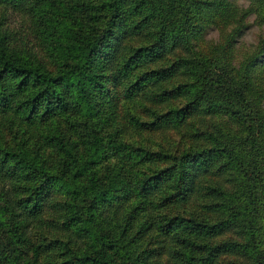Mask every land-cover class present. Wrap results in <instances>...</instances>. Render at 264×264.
<instances>
[{"label": "trees", "instance_id": "obj_1", "mask_svg": "<svg viewBox=\"0 0 264 264\" xmlns=\"http://www.w3.org/2000/svg\"><path fill=\"white\" fill-rule=\"evenodd\" d=\"M248 1L0 0V264H264V36L232 61L244 16L264 24ZM161 129L187 143L124 138Z\"/></svg>", "mask_w": 264, "mask_h": 264}, {"label": "rangeland", "instance_id": "obj_2", "mask_svg": "<svg viewBox=\"0 0 264 264\" xmlns=\"http://www.w3.org/2000/svg\"><path fill=\"white\" fill-rule=\"evenodd\" d=\"M231 3L237 10H246L248 9L250 2L248 0H226ZM7 22L9 25L13 26V23L19 19V24L14 28L20 29L23 32L28 33L27 39L31 42H34L32 35L28 30V21L25 20V16H22L17 13L10 12L9 9L6 10ZM245 27L240 31L236 36L235 41L232 45V61L234 64L240 63L246 55H250L254 46L256 45L259 37L264 36V24H259L254 19V14L248 12L243 18ZM203 43L202 47L207 48L213 44H216L220 41V33L214 27H208L203 34ZM264 70V59L259 58L254 66L252 67L253 74L252 76L259 75ZM262 107L264 109V100L262 101ZM136 112V110H134ZM6 130V128H5ZM4 133L6 131H3ZM1 135V134H0ZM5 138L9 140V136L5 134ZM124 138L129 141H133L137 145H146L147 148L151 151H163L167 150L172 153H175L178 150H181L186 142V139L180 138L178 132L172 129H161L155 132H135L131 131L129 134H126ZM46 214V213H44ZM44 222L46 223L50 220L48 215H44ZM35 235H43L47 238H50L54 235H60V231L54 232L50 227H41L34 228Z\"/></svg>", "mask_w": 264, "mask_h": 264}, {"label": "clouds", "instance_id": "obj_3", "mask_svg": "<svg viewBox=\"0 0 264 264\" xmlns=\"http://www.w3.org/2000/svg\"><path fill=\"white\" fill-rule=\"evenodd\" d=\"M17 24H19V19H17V20L13 23V27H15ZM5 27H7V25H5Z\"/></svg>", "mask_w": 264, "mask_h": 264}]
</instances>
